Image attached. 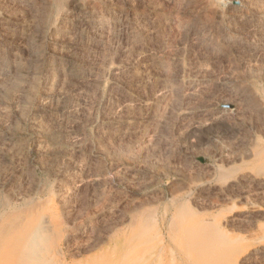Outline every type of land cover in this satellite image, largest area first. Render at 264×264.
I'll return each instance as SVG.
<instances>
[{"label":"rangeland","instance_id":"obj_1","mask_svg":"<svg viewBox=\"0 0 264 264\" xmlns=\"http://www.w3.org/2000/svg\"><path fill=\"white\" fill-rule=\"evenodd\" d=\"M0 1H1L0 2L1 5H5V7L0 5L1 7L0 17L2 18V19L0 18V21L2 20L0 23V42H1L0 59H1L4 58L5 53L9 51V48L11 47L12 43L17 44L14 41L20 42L19 40L22 38L20 35L19 36L8 35L2 27L3 23L8 21L7 23H12L13 29L14 28L17 29L19 27L18 24L19 22L25 21L26 23L27 21V23H29L34 21L36 18L34 16L37 14L38 5L40 3L37 0L36 1L35 0H4L6 4L9 3L6 5L4 4L5 2L3 0ZM243 1L244 2L246 1L245 2L246 6H243L245 4L244 2H242V0H237V2L236 0H232V1L210 0L209 2L208 0H135V2L134 0H130V1L119 0L118 1L119 3H116V0L113 1L110 0L109 3L112 2L114 3L110 5L111 10H108L110 21L108 20L109 24H107V26L108 29L111 30V32H110V38L108 37L107 38L108 40L106 39L107 40V42H105L106 46L104 45L105 43L104 44L101 42L98 43V41H96L95 38L97 37L99 30L93 29L90 30L88 39L81 42L79 48L77 49L78 52L79 51L80 52L84 51V52L78 53L76 51L75 52L76 54L74 55L77 56V58L75 57L77 62L80 63V65H83L82 67L84 68V70H86L84 73V77H86V79L89 80V82L91 81L89 78L91 76H92L91 79L94 77L93 72L95 69L92 67H96L99 65L102 66L103 61L107 58V56L110 53L117 52L116 54L118 56L116 58L119 61V63L117 60L116 62L117 65L120 66L119 69L121 71L119 70L116 76L115 73V74H111V76L110 74H107L106 76L96 75L95 76L96 78L95 77L93 78V80L91 81L92 83L90 82L91 90L89 89V92L86 93V96L92 94L90 96L91 98L89 96L85 97V99L88 98L87 100L84 99L83 101V103L85 102L83 105L86 106L84 107L82 105V109H81L83 115L85 116L82 115L83 117L81 116L80 118L81 120H79L80 123L78 122L75 125L76 127L74 126L72 127V129L69 128L67 132L64 129V127L63 129L65 131H63L62 127L60 126L61 118L58 115L54 114L52 112L53 110L50 112L43 111L42 109H41L42 111L40 110L41 105L37 104L39 100V94H37V91L35 89L36 88L35 83H33V81H28L23 76H22L23 79H19V75L18 76L15 75L16 78L14 76V78H12L11 81L5 80V73L7 72L5 70L9 69V67H11L13 63L11 61L9 62V61L0 60V72H1L0 75H2L0 76V83L1 80L4 81L2 82V84H0V116H1L0 132L2 131L0 133L1 134L0 135V141H1L0 142V205H1L0 226L1 224L3 225L6 220L8 221L11 215L13 216V214H15L16 212L20 214L21 212L28 211L31 208L30 204H33L32 205L33 207L35 203L37 204L44 202L46 203L45 206L46 209H48L47 212L54 216V220L58 226V229H60L61 233L63 234L60 236L59 239L55 241L54 244V249L57 250L58 257L61 263L86 264L88 262L90 263H93V261L96 262L102 258H109L110 256L114 255L115 253L114 249L116 247L118 246L121 247V245L126 244V241L128 239H130L134 234L138 233L141 229L145 228L144 230L148 231L149 236H151V244L152 245L154 244L155 249L159 250L160 248H162L164 244L166 245L171 244L174 247L175 260L173 264H190L188 256L184 255L182 252L180 253L178 246H175L174 243H172V239H171L173 230L181 219L197 220L200 217L201 218L211 217V216L213 217L221 214L227 215L232 211L234 205L235 207H237L235 209H242L251 200L263 205L264 189H262L261 191V189H259L257 186H253L248 183L243 184L238 189L239 195L237 197L232 198L231 200H221L215 192H211V193L208 192V194L210 195L213 194L211 196L214 198H212L210 195L207 194V192L204 193L203 191H201V187L199 184L201 183L202 185L205 183L212 185V184H216L217 182L219 183V181L220 183H223L222 182L223 176H221L222 174L220 171H222L223 173L224 170H225L224 172L226 173V176L224 175V177H227V175H229L227 177L228 180L235 179L236 177L243 175V173L260 174L262 172V175H264V149H262L264 148V138H263L264 125H262L264 124L263 121L264 115H262L263 112L259 110V105H263L260 103V101L264 103V92H263L264 91V44H263L264 14L262 15V13H264L263 11L264 0H243ZM120 2H124V3H120ZM128 2L131 4V6L129 5ZM251 4H253L255 7ZM228 5H230L231 7ZM232 5H234L235 7ZM33 6H35L36 8ZM229 7L232 9H230ZM11 10L12 12H10ZM232 10L233 12H231ZM109 11L112 13H110ZM121 11H124V13ZM6 12L9 13L7 14ZM240 12H242V14H239ZM217 13L219 15L221 14L219 18H216L217 16H214L217 15ZM5 14L7 16H5ZM21 14L22 16L20 17ZM115 14L117 15L115 16ZM252 15L254 16V19ZM23 16L25 17L27 16V17L25 18ZM28 17L29 20L27 19ZM114 17L116 18V20H121V21L123 20L122 21L123 23L119 24V26L117 24L116 26L114 23V19H115ZM245 17L247 18L246 20L244 19ZM231 18L233 19V23ZM213 21L215 22L216 25L213 23ZM140 22L142 23V25ZM199 22L202 24H200ZM206 22L208 25L206 24ZM128 23L130 24L129 26ZM224 24L227 26V28ZM253 24L256 26H254ZM189 25L191 27H189ZM245 25H247L246 29H245ZM130 26H132L131 27L132 30L130 29ZM133 26L134 27L136 26L135 28L137 29H135ZM138 26L139 27L142 26V28H139ZM146 27L149 28L147 29ZM216 28L217 30L218 29L220 30L217 31ZM224 28L226 30H224ZM138 29L140 30L139 32ZM228 29L231 30L227 32ZM242 29H244L245 31ZM118 31L119 33H116ZM151 31L153 34L151 33ZM235 31H239V32L235 33ZM248 31L249 32L251 31V33H249ZM259 31H261V33ZM147 33L149 34V36ZM124 34H126L127 37ZM115 35L118 36V40L112 38ZM218 35L221 39H219ZM213 36L214 38L215 36H217L215 40L214 38H212ZM252 36H254V38H252ZM237 37H239L240 40ZM249 37L251 39H249ZM10 38L12 40L13 39L15 40L11 42L12 40ZM207 38L208 40H206ZM244 39L246 40L244 41ZM148 40L150 41L148 42ZM236 40L239 41L237 42ZM254 40L257 43L253 42ZM137 41L138 42L141 41L142 43L137 44ZM258 41L260 42V44H258L259 43ZM245 42L248 43L245 44ZM3 43L4 46L1 47ZM213 43L215 44L213 45ZM131 44L133 46L136 45L135 48H133ZM84 46H86L87 48L86 51ZM118 47L119 49H117ZM247 49L251 51L249 52ZM118 50L122 55L118 52ZM104 51L105 54L103 53ZM123 52H125V55ZM127 52L128 55L126 54ZM78 58L80 59L82 58V59L80 60ZM84 59L85 61L88 62H85ZM98 59L102 60L99 61V63L101 62L100 64L98 63ZM90 60L93 63H91ZM94 61L98 65L95 64ZM89 64H92V66H90ZM8 65L10 66L8 67ZM180 66L182 68L179 70ZM181 71L183 72V74ZM200 72L202 73L200 74ZM195 73L196 75L198 74L197 77H194ZM175 75L176 76L178 75L177 77L181 76L180 79L177 80V77ZM52 76L53 78L57 77V73L54 72ZM199 76L202 77L199 78ZM101 77L102 80L100 79ZM113 77L116 79H114ZM174 77L176 78L173 79ZM180 80L182 83L179 82ZM201 80L204 82H202ZM24 82L26 86L28 85L27 87L25 86ZM110 84L112 85V87H110L111 86ZM32 85L33 87H31ZM26 88H28V90H26ZM29 88H32V90ZM94 88L96 89L94 90ZM97 89L99 90V93ZM190 93L192 94V96L190 95ZM30 94H32V97ZM34 94L36 97L33 96ZM15 95L19 97L16 96L15 98ZM188 95L190 98L186 97ZM74 96L78 98V96L76 95ZM96 96L99 97L96 98ZM238 96H241V98ZM248 97L251 98L249 99ZM29 98L30 99L33 98V99L30 100ZM238 98L240 99V101L238 100ZM256 99H258L257 102ZM29 101H31V103ZM14 102H16L17 105ZM242 103L245 105H243ZM90 105H92L94 108L92 106L90 107ZM130 106L132 109L130 108ZM23 108H26V111ZM33 108L36 110H32ZM124 109L127 112H125ZM130 109L132 111H130ZM254 109L256 110V112ZM31 111L34 113H32ZM3 112L5 113L6 117H4ZM15 112L17 113V115ZM22 112H24V114ZM219 112L223 114L225 113L224 115L226 118L228 117L232 118V119L228 118L229 120H232L230 124L228 122L229 120L227 119H226L227 121H220V122L211 121V118H213L212 116ZM44 113L47 115H45ZM187 113L189 114L187 115ZM1 114H3L4 118L2 117ZM39 114L42 115V118L40 117L41 115ZM52 114H54L55 116ZM258 114L260 116H258ZM21 116L28 118L23 119L22 117L21 119ZM56 116L59 118H57ZM15 117L18 118V120ZM31 117H33V119H31ZM83 119L85 122L86 121L87 122L84 123ZM7 120H9L10 122H8ZM40 121L43 122L46 121V122H44V124H40L43 123ZM7 122L11 124H8ZM33 124L35 125V127H31ZM87 124L90 125L86 126ZM49 125L52 126L55 125V126L50 127ZM55 127L57 128L55 129ZM123 127H127V128H123ZM262 129L263 131L261 133ZM54 131L57 132L56 137H54L53 140H49L48 139L49 136L52 133H54ZM69 132H71L72 135ZM236 132L238 133L239 136L237 135ZM46 134L48 136H46ZM62 134L67 136V139ZM68 134H70L71 136ZM240 134L242 137L240 136ZM58 136L60 137L58 138ZM75 136L79 138L77 139ZM252 137H254L255 140L252 139ZM245 138H249L248 141L251 140L249 141L250 143L252 141L256 143L254 144L252 142L253 144H250ZM237 139H240V141ZM61 140L62 142H60ZM70 140H71V144L69 145ZM241 141L242 143H244V145L241 143ZM72 142L73 144L74 143L75 144L73 145ZM5 143L12 145H10L9 147V145L7 146V144ZM46 143L49 146H47ZM76 144L81 146L78 147V145ZM251 145L252 147H255V150H251ZM50 146H52L53 149L55 148L56 150L58 149V151L62 152V154L69 152L68 159L70 158V160H68L69 162L67 161L68 164L62 162L61 164L63 166L60 165L61 169L65 171V174L63 176V178L65 177L64 178L65 180L62 179L61 177L62 182L60 181V178L59 180L53 178L54 174H51V173H55L56 168L54 170L53 168H51L52 171L49 170L50 167L48 165V161L46 160L47 159L46 155L49 151L53 150ZM40 147L41 150H39ZM79 148L82 149L79 150ZM77 150H79L80 152L82 151L81 154ZM14 152L17 153V155H15ZM71 152H73L76 155L71 154ZM256 152L257 154L258 152L261 153L257 155ZM44 153L46 155H43ZM247 154L249 155V157ZM255 154L257 155V157L254 158ZM39 157L41 159H39ZM224 158L226 161H223ZM79 159L81 160L79 161ZM227 159L229 160V162H227ZM21 160L22 162H20ZM73 160L75 163L72 162ZM75 165L77 168L74 167ZM64 166H66L67 168ZM79 166L82 170L79 169ZM219 167H221L222 169ZM225 168L228 170H226ZM231 168L233 169L230 172L229 169ZM238 169L239 171L237 172ZM67 170L68 171L74 170L77 172L69 171L68 174ZM234 171H236L237 173H235ZM212 173L213 176L210 177V174L212 175ZM219 173L221 174L220 176L222 178L220 176L218 177ZM24 174L25 176H23ZM47 174L48 175L51 174V176H48ZM9 176L11 179L9 178ZM5 178L7 181L5 180ZM13 178L15 179L17 178V179L14 180ZM22 178H24L25 180L24 179L22 180ZM29 178L31 183L29 182ZM31 178L35 180L33 179L31 180ZM227 179H225V181ZM20 180L24 182L22 183ZM98 180L100 181L97 182ZM32 181H34V183ZM194 181L197 182L194 183ZM67 182L68 183L70 182L69 183L70 185ZM57 183L59 184L57 185ZM64 183L68 184L65 185L67 186L66 188L62 186ZM98 183H100V185ZM11 184H13L14 186ZM26 184H28L29 186ZM42 185L44 188L42 187ZM10 186L13 187L11 188ZM74 186L76 187V189L74 188ZM188 186L191 187L189 188ZM19 187L21 188L28 187V188L21 189ZM28 189H31V191ZM61 189L64 192L61 191ZM27 190L28 192L30 191L31 193L26 192ZM56 190L59 192H57ZM255 192L257 193V195L255 194ZM21 193H23L22 195L27 194L28 197L26 201L16 202V194H21ZM61 193L62 194L66 193V194L61 195ZM1 196H4L6 199H4V197ZM192 196L196 199H194ZM200 197L202 199L204 198L206 199L202 200ZM207 199H210V201ZM258 199L261 201H259ZM198 201L200 202L201 205H199ZM152 207H155L154 209L156 211L154 209H151ZM150 211L151 213L152 212L154 213L152 214L154 221H152ZM192 211L193 214L191 216L190 213ZM174 218L177 219L176 223H175L176 220H174ZM171 221L174 223L175 226H172L173 223ZM61 222H63L64 224ZM169 223L171 225H169ZM64 225H67L68 227ZM171 227L174 228L172 229ZM70 228L72 231L70 230ZM221 228L223 231L228 232L229 234L233 233L234 235L246 236L248 234L247 231H251V228L253 227L245 224L240 227L233 226L232 228H225V226L222 225ZM245 228H247V230ZM249 228L250 230H248ZM231 229H233V231ZM241 229L245 230L246 232H244ZM253 229L255 230V228ZM66 230L68 233L66 232ZM65 233L67 234L65 235ZM65 238L69 240V242L65 240ZM153 238L154 240H152ZM64 242H67L68 244ZM168 252L169 250H164L166 263H169L171 260H173L172 253L171 252L168 253ZM263 259L264 258L262 259L259 258L257 260H254L255 262L258 261L256 263L253 261L247 263L252 264L253 262V264L254 263L264 264ZM259 260H263V261H259Z\"/></svg>","mask_w":264,"mask_h":264},{"label":"bare ground","instance_id":"obj_2","mask_svg":"<svg viewBox=\"0 0 264 264\" xmlns=\"http://www.w3.org/2000/svg\"><path fill=\"white\" fill-rule=\"evenodd\" d=\"M4 1V0H3ZM36 1V0H35ZM34 1V2H35ZM40 4L38 5V10H37V14L34 16L36 17L34 21L32 22H29L25 23L24 22H19V27L17 29H13V25L12 23H3L2 27L3 29L6 31V33L8 35H16V36H21L22 38L20 39H17L19 40L20 42H16L14 41L15 39H11L12 41L11 42H15L17 44H13L11 45V47L9 48V51L7 53H5L4 55V58H1L0 60L2 61H11L13 63V65L11 67H9L10 65H8L9 69L5 70L7 71L5 73V80L6 81H11L12 78H14V76H18L19 75V79H23L26 78L28 81H33V83H35V89L37 91V94H39V100H40V103H39V100L37 102V104H40L38 106H40V110L42 109L43 111H52L54 114L58 115L60 118H61V127L63 129L66 130V132L69 130V128L72 129V127H74L78 122L79 120H81V116L83 115V112H82V105L85 103H83L85 97L87 96H91L92 94L90 95H87L86 96V93L89 92V89H90V82L93 80V78L96 76V75H100V76H106L107 74H115V76L118 74V71L120 70L119 67L117 65V52L116 53H110L107 58L103 61V64L102 66H96V67H92L94 68V77L91 79V77L89 78L91 81L89 82V80L86 79V77H84V73L86 70H84V68L82 67L83 65H80V63L77 62L76 58L77 56H75L74 54H76L75 52L77 51V49L79 48V45L81 42L85 41L86 39H88L89 37V34H90V30H93V29H97L99 30V33L97 35V37L95 38L96 41L101 42V43H105L107 42V38L109 37L110 38V32L111 30L108 29V26L107 24L108 23V20L110 19L109 15H108V10H111V4H113L114 2L112 3H109L110 0H37ZM113 1V0H112ZM119 0H116V3H119L118 2ZM122 1V0H121ZM130 1V0H129ZM210 0H208L209 2ZM230 1V0H228ZM232 1V0H231ZM1 2V1H0ZM5 2V1H4ZM9 2V1H8ZM12 2H15V1H12ZM19 2V1H18ZM27 2V1H25ZM135 2V0H134ZM137 2V1H136ZM139 2V1H138ZM237 2V0H236ZM242 2H244L242 0ZM241 2V3H242ZM246 2V1H245ZM244 2V4H245ZM22 3V2H21ZM120 3H124V2H120ZM129 3V2H128ZM229 3V2H228ZM232 3V2H231ZM230 3V4H231ZM240 3V4H241ZM250 3V2H249ZM261 3V2H260ZM6 4V2L4 3ZM9 4V3H7ZM6 4V5H7ZM11 4V3H10ZM14 4V3H13ZM17 4V3H16ZM30 4V3H28ZM32 4V3H31ZM207 4V3H206ZM234 4V3H233ZM258 4V3H257ZM1 5V4H0ZM12 5V4H11ZM19 5V4H18ZM23 5V4H21ZM119 5V4H118ZM128 5V4H127ZM129 5L131 6V4L129 3ZM215 5V4H214ZM236 5V4H235ZM248 5V3H247ZM253 5V4H251ZM249 5V6H251ZM1 6H4L5 5H1ZM10 6V5H9ZM137 6V5H136ZM230 6V5H228ZM234 6V5H232ZM242 6V5H240ZM243 6H246L243 5ZM254 6V5H253ZM11 7V6H10ZM32 7V5H31ZM35 7V6H33ZM116 7V6H115ZM210 7H211V4H210ZM231 7V6H230ZM229 7V8H230ZM235 7V6H234ZM233 7V8H234ZM255 7V6H254ZM22 8V7H21ZM36 8V7H35ZM120 8V7H119ZM214 8V7H212ZM241 8V7H239ZM261 8V7H260ZM1 9V7H0ZM3 9V7H2ZM122 9V8H121ZM218 9V8H217ZM232 9V8H230ZM238 9V8H236ZM244 9V8H243ZM248 9V8H247ZM21 10V9H20ZM24 10V9H22ZM116 10V9H115ZM135 10V9H134ZM224 10V9H223ZM235 10V9H234ZM256 10V8H255ZM7 11V10H5ZM27 11V10H26ZM119 11V10H118ZM132 11V10H131ZM136 11V10H135ZM213 11V10H212ZM211 11V13H212ZM215 11V10H214ZM237 11V10H236ZM243 11V10H242ZM264 11V10H263ZM12 12V10L10 11ZM14 12V11H13ZM25 12V11H24ZM30 12V11H28ZM32 12V11H31ZM110 12V11H109ZM117 12V11H115ZM114 12V13H115ZM124 13V11H121ZM129 12V11H128ZM229 12V11H228ZM233 12V10L231 11ZM230 12V13H231ZM254 12V11H253ZM257 12V11H255ZM7 13V12H6ZM9 13V12H8ZM7 13V14H8ZM22 13V12H21ZM33 13V12H32ZM31 13V15H32ZM112 13V12H110ZM235 13V12H234ZM261 13V12H260ZM259 13V15H260ZM16 14V12H15ZM25 14V13H24ZM23 14V15H24ZM118 14V13H117ZM115 14V16L117 15ZM131 14V13H130ZM215 14V13H214ZM237 14V12H236ZM239 14H242V12H240ZM254 14H257V13H254ZM264 13H262L263 15ZM3 15V14H2ZM26 15V14H25ZM111 15V14H110ZM124 15V14H123ZM221 15V14H220ZM220 15L217 13V15H214V16H217L216 18H219ZM227 15V14H226ZM5 16H7L5 14ZM12 16V15H11ZM16 16V15H15ZM22 16V14L20 15V17ZM228 16V15H227ZM240 16V15H239ZM243 16V15H242ZM241 16V17H242ZM251 16V15H250ZM17 17V16H16ZM25 17V16H23ZM27 17V16H26ZM25 17V18H26ZM32 17V18H34ZM134 17V15H133ZM212 17V16H211ZM249 17V16H247ZM253 19H254V16L252 15ZM1 18V17H0ZM15 18V17H14ZM115 18V17H114ZM199 18V17H198ZM222 18V17H221ZM226 18V17H225ZM233 18V17H232ZM231 18V19H232ZM257 18V17H256ZM260 18V17H259ZM264 18V17H263ZM2 19V18H1ZM16 19V18H15ZM14 19V20H15ZM21 19V18H20ZM23 19V18H22ZM29 20V17L27 18ZM136 19V18H135ZM197 19V18H196ZM228 19V17H227ZM236 19V18H235ZM234 19V20H235ZM245 20L247 19L246 17L244 18ZM243 19V20H244ZM251 19V18H250ZM4 20V19H3ZM9 20V18H8ZM13 20V21H14ZM137 20V19H136ZM135 20V21H136ZM147 20V19H146ZM213 20V19H212ZM211 20V21H212ZM218 20V19H216ZM225 20V19H224ZM238 20V19H237ZM242 20V21H243ZM257 20V19H256ZM259 20V19H258ZM2 21V20H1ZM0 21V23H1ZM31 21V20H30ZM110 21V20H109ZM123 21V20H122ZM121 20H116V18L114 19V23L115 25L119 26V24L123 23ZM134 21V22H135ZM141 21V20H140ZM143 21V20H142ZM149 21V20H148ZM194 21V19H193ZM196 21V20H195ZM199 21V19H198ZM210 21V22H211ZM220 21V20H219ZM241 21V20H240ZM250 21V20H249ZM4 22V21H3ZM15 22V21H14ZM13 22V23H14ZM125 22V20H124ZM144 22V21H143ZM189 22V21H188ZM222 22V21H221ZM228 22V20H227ZM231 22V20H230ZM245 22V21H244ZM252 22V20H251ZM254 22V21H253ZM257 22V21H256ZM260 22V21H259ZM263 22V21H262ZM138 23V22H137ZM141 23V22H140ZM190 23V22H189ZM198 23V22H197ZM200 23V22H199ZM204 23V21H203ZM212 23V22H211ZM213 23L215 24V22L213 21ZM232 23H233V19H232ZM237 23V22H236ZM235 23V24H236ZM255 23V22H254ZM112 24V23H111ZM127 24V22H126ZM148 24V23H147ZM202 24V23H200ZM199 24V26H200ZM207 24V22H206ZM219 24V23H218ZM227 24V23H225ZM224 24V25H225ZM241 24V22H240ZM251 24V23H249ZM258 24V23H257ZM17 25V24H16ZM114 25V24H113ZM130 24L128 23V26ZM137 25V24H136ZM142 25V23H141ZM146 25V24H145ZM194 25V23H193ZM197 25V24H196ZM208 25V24H207ZM216 25V24H215ZM223 25V26H224ZM238 25V24H237ZM254 25V24H253ZM252 25V26H253ZM260 25V24H259ZM257 25V26H259ZM124 26V25H123ZM210 26V25H209ZM226 26V25H225ZM224 26V27H225ZM242 26V25H241ZM239 26V27H241ZM246 26L245 25V29H246ZM250 26V27H252ZM256 26V25H254ZM132 26H130V29L132 30L131 28ZM134 27V26H133ZM136 27V26H135ZM134 27V28H135ZM139 27V26H138ZM189 27H191L189 25ZM193 27V26H192ZM195 27V26H194ZM198 27V26H197ZM218 27V26H217ZM238 27V26H237ZM139 28H142V26H140ZM147 28V27H146ZM149 28V27H148ZM147 28V29H148ZM204 28V27H203ZM206 28V26H205ZM221 28V26H220ZM227 28V26H226ZM120 29V27H119ZM137 29V28H135ZM145 29V28H144ZM146 29V30H147ZM151 29V28H150ZM190 29V28H189ZM198 29V28H197ZM209 29V28H208ZM223 29V28H222ZM254 29V28H252ZM2 30V29H1ZM114 30V29H113ZM193 30V29H192ZM200 30V29H199ZM213 30V29H212ZM217 30V28H216ZM220 30V29H218ZM217 30V31H218ZM224 30H226L224 28ZM231 30V29H228L227 32ZM244 30V29H242ZM248 30V29H247ZM246 30V31H247ZM251 30V29H249ZM256 30V29H255ZM261 30V29H260ZM120 31V30H119ZM116 32V33H119ZM140 30L138 29V32ZM210 31V30H209ZM216 31V32H217ZM241 31V30H239ZM239 31H235V33L239 32ZM245 31V30H244ZM243 31V33H244ZM4 32V31H3ZM3 32H2V35H3ZM21 32V33H20ZM147 32V31H146ZM208 32V31H207ZM212 32V31H211ZM215 32V30H214ZM223 32V30H222ZM226 32V34H227ZM249 32V31H248ZM258 32V31H257ZM261 33V31H259ZM5 33V32H4ZM20 33V34H19ZM113 33V32H112ZM141 33V32H140ZM139 33V34H140ZM143 33V32H142ZM152 33V31H151ZM186 33V32H185ZM193 33V32H192ZM221 33V32H220ZM219 33V34H220ZM234 33V34H235ZM251 33V31L249 32ZM255 33V32H254ZM94 34V33H93ZM123 34V33H121ZM131 34V33H130ZM129 34V35H130ZM132 34H133V31H132ZM136 34V32H135ZM148 34V33H147ZM153 34V33H152ZM206 34V33H205ZM210 34V33H209ZM217 34V33H216ZM222 34V33H221ZM233 34V35H234ZM246 34V32H245ZM257 34V33H256ZM255 34V35H256ZM118 35V34H117ZM115 35L113 36L112 38L115 39V40H118V36ZM126 36V34H124ZM187 35V34H186ZM190 35V33H189ZM215 35V34H214ZM223 35V34H222ZM232 35V36H233ZM244 35V34H243ZM242 35V36H243ZM251 35V34H250ZM262 35V34H261ZM260 35V37H261ZM92 36V35H91ZM90 36V37H91ZM95 36V35H94ZM93 36V37H94ZM121 36V35H120ZM123 36V35H122ZM133 36V35H132ZM136 36V35H135ZM134 36V37H135ZM149 36V34H148ZM205 36V35H203ZM207 36V35H206ZM209 36V35H208ZM211 36V35H210ZM258 36V35H257ZM264 36V35H263ZM127 37V36H126ZM192 37V36H190ZM196 37V36H195ZM217 36H215L216 38ZM219 37V35H218ZM244 37V36H243ZM248 37V36H247ZM259 37V38H260ZM3 38H4V35H3ZM2 38V39H3ZM7 38V37H6ZM18 38V37H17ZM125 38V37H123ZM141 38V37H140ZM138 38V39H140ZM214 38V36L212 37ZM214 38V40H215ZM231 38V36H230ZM239 40L240 38L237 37ZM252 38H254V36H252ZM91 39V38H90ZM107 39V40H106ZM130 39V38H129ZM134 39V38H133ZM137 39V40H138ZM201 39V38H200ZM219 39H221L219 37ZM226 39V38H225ZM228 39V38H227ZM249 39H251L249 37ZM257 39V37H256ZM255 39V40H256ZM261 39V38H260ZM5 40V39H4ZM7 40V39H6ZM112 40V39H111ZM122 40V39H121ZM120 40V41H121ZM125 40V39H124ZM146 40V39H145ZM208 40V38L206 39ZM238 40V41H239ZM246 39H244L245 41ZM253 40V39H252ZM255 40L253 42H255ZM263 40V38H262ZM2 41V40H1ZM8 41V40H7ZM95 41V40H94ZM93 41V42H94ZM129 41V40H128ZM132 41V40H131ZM150 40H148L149 42ZM209 41H210V38H209ZM219 41V40H218ZM228 41V40H227ZM237 41V40H236ZM237 41V42H238ZM5 42V41H3ZM88 42V41H86ZM90 42V41H89ZM112 42V41H111ZM117 42V41H116ZM124 42V41H123ZM212 42V41H211ZM210 42V43H211ZM216 42H217V39H216ZM230 42V41H229ZM252 42V43H253ZM259 42V41H258ZM1 43V42H0ZM9 43V42H8ZM97 43V44H98ZM115 43V42H114ZM138 43H142L141 41L138 42L137 41V44ZM198 43V42H197ZM201 43V42H200ZM206 43V42H205ZM243 43V42H242ZM248 43V42H245V44ZM257 43V42H255ZM254 43V44H255ZM6 44V43H5ZM86 44V43H85ZM96 44V43H94ZM112 44V43H111ZM136 44V43H135ZM208 44V43H207ZM215 43H213L214 45ZM222 44V43H221ZM240 44V43H239ZM260 44V42L258 43ZM258 44H257V47H258ZM264 44V43H263ZM106 46V43L104 44ZM103 45V46H104ZM123 45V44H122ZM126 45V44H124ZM132 45V44H131ZM130 45V46H131ZM212 45V46H213ZM224 45V44H223ZM232 45V44H231ZM248 45V44H247ZM252 45V44H251ZM4 46V43L1 45V47ZM88 46V44H87ZM99 46V45H98ZM101 46V45H100ZM108 46V45H107ZM119 46V44H118ZM133 46V45H132ZM136 46V45H135ZM135 46H133V48H135ZM138 46V45H137ZM140 46V45H139ZM203 46V45H202ZM250 46V45H249ZM248 46V47H249ZM255 46V45H254ZM83 47V46H81ZM85 47V51H86V46ZM114 47V46H113ZM121 47V46H120ZM125 47V46H124ZM222 47V46H221ZM246 47V46H245ZM252 47V46H251ZM263 47V46H262ZM89 48V46H88ZM94 48V47H93ZM104 48V47H103ZM106 48V47H105ZM132 48V49H133ZM213 48V47H212ZM218 48V46H217ZM256 48V47H254ZM8 49V48H7ZM98 49V47H97ZM96 49V50H97ZM110 49V48H109ZM119 49V47L117 48ZM246 49V48H245ZM250 49V48H249ZM252 49V48H251ZM260 49V48H259ZM4 50V49H3ZM82 50V49H81ZM101 50V49H100ZM104 50V49H103ZM107 50V49H105ZM210 50V49H209ZM216 50V49H215ZM218 50V49H217ZM224 50V49H223ZM248 50V49H247ZM109 51V50H108ZM114 51V49H113ZM117 51V50H116ZM132 51V50H131ZM136 51V50H134ZM249 51V50H248ZM251 51V50H250ZM249 51V52H250ZM78 52V51H77ZM80 52V51H79ZM78 52V53H79ZM82 52V51H81ZM80 52V53H81ZM84 52V51H83ZM82 52V53H83ZM111 52V50H110ZM119 52V50H118ZM254 52V51H252ZM105 54V51L103 52ZM120 53V52H119ZM124 55H125V52H123ZM131 53V52H130ZM136 53V52H135ZM138 53V52H137ZM246 53V52H245ZM88 54V53H87ZM101 54V53H100ZM121 54V53H120ZM128 55V52L126 53ZM2 55V53H1ZM86 55V54H85ZM107 55V54H106ZM104 55V56H106ZM122 55V54H121ZM123 55V56H124ZM131 55V54H130ZM133 55H134V52H133ZM138 55V54H137ZM100 56V55H99ZM102 56V55H101ZM2 57V56H1ZM76 57V58H75ZM79 57V55H78ZM121 57V56H119ZM84 58V57H82ZM81 58V59H82ZM80 59V58H78ZM80 59V60H81ZM88 59V58H87ZM103 59V58H102ZM94 60V59H93ZM179 60V59H178ZM177 60V61H178ZM85 61V59H84ZM91 61V60H90ZM99 61H102L100 59H98V63ZM118 61V60H117ZM85 62H88V61H85ZM97 62V61H96ZM122 62V61H121ZM120 62V63H121ZM179 62V61H178ZM90 63V62H89ZM91 63H93L91 61ZM95 63V61H94ZM101 63V62H100ZM99 63V64H100ZM119 63V61H118ZM4 64V62H3ZM2 64V65H3ZM97 64V63H95ZM6 65V63H5ZM90 66H92V64H89ZM94 65V64H93ZM98 65V64H97ZM4 66V65H3ZM122 66V64H121ZM129 66V65H128ZM156 66V65H155ZM131 67V66H130ZM124 68V67H123ZM127 68V67H126ZM182 67L180 66L179 70L181 69ZM184 68V66H183ZM88 69V68H87ZM122 69V68H121ZM128 70V69H127ZM126 70V71H127ZM178 70V72H179ZM89 71V70H87ZM92 71V70H91ZM121 71V70H120ZM125 71V72H126ZM202 71V70H201ZM204 71V70H203ZM3 72V71H2ZM57 73V77L53 78L52 74L53 73ZM182 72V71H181ZM180 72V74H181ZM1 73V72H0ZM91 73V72H90ZM120 73V72H119ZM202 72H200L201 74ZM253 73V72H252ZM255 73V72H254ZM92 74V75H93ZM123 74V73H122ZM121 74V75H122ZM178 74V73H177ZM183 74V72H182ZM204 74V73H203ZM2 76V75H0ZM15 76V78H16ZM23 76V77H22ZM90 76V75H89ZM88 76V77H89ZM114 76V75H113ZM120 76V75H119ZM176 76V75H175ZM178 76V75H177ZM176 76V77H177ZM191 76V75H190ZM198 74L196 75L195 73V76L194 77H197ZM251 76V75H250ZM253 76V75H252ZM255 76V74H254ZM118 77V76H117ZM176 77H174L173 79H175ZM181 77V76H180ZM180 77H177V80L180 79ZM202 77V76H201ZM199 76V78H201ZM96 78V77H95ZM105 78V77H104ZM114 78V77H113ZM4 79V78H3ZM99 79V78H98ZM102 80V77L100 78ZM116 79V78H114ZM172 79V80H173ZM15 80V79H14ZM26 80V81H27ZM97 80V79H96ZM204 80V79H203ZM115 81V80H114ZM202 81V80H201ZM2 81L1 80V83L2 84ZM13 82V81H12ZM175 82V81H174ZM180 83L181 80L179 81ZM177 82V83H179ZM196 82V81H195ZM198 82V81H197ZM204 82V81H202ZM10 83V82H9ZM17 83V82H16ZM92 83V82H91ZM94 83V82H93ZM96 83V82H95ZM166 83V82H165ZM164 83V84H165ZM168 83V82H167ZM173 83V82H172ZM176 83V82H175ZM194 83V82H193ZM201 83V82H200ZM23 84V83H22ZM25 84V82H24ZM106 84V83H105ZM109 84V83H108ZM112 84V83H111ZM110 84V85H111ZM115 84V83H114ZM117 84V83H116ZM189 84V83H188ZM196 84V83H195ZM246 84V83H245ZM8 85V84H7ZM11 85V84H10ZM14 85V84H13ZM30 85V84H29ZM95 85V84H94ZM102 85V83H101ZM181 85V84H180ZM201 85V84H200ZM6 86V85H5ZM26 86V84H25ZM28 86V85H27ZM26 86V87H27ZM118 86V85H116ZM162 86V85H161ZM196 86V85H195ZM33 87V85L31 86ZM95 87V86H94ZM97 87V86H96ZM99 87V86H98ZM112 87V85L110 86ZM114 87V86H113ZM170 87V86H168ZM247 87V86H246ZM24 88V87H23ZM108 88V87H107ZM167 88V87H166ZM192 88V87H191ZM22 89V88H21ZM32 90V88H29ZM93 89V87H92ZM96 88H94L95 90ZM162 89V88H161ZM164 89H165V86H164ZM163 89V90H164ZM190 89V88H189ZM26 90H28V88H26ZM91 90V89H90ZM98 90V89H97ZM96 90V91H97ZM109 90V89H108ZM162 90V91H163ZM171 90V89H170ZM194 90V89H193ZM252 90V89H251ZM25 91V90H24ZM35 91V90H34ZM161 91V90H160ZM159 91V92H160ZM191 91V90H190ZM195 91V90H194ZM229 91V90H228ZM232 91V90H231ZM244 91V90H243ZM248 91V90H247ZM262 91V90H261ZM21 92V91H20ZM102 92V90H101ZM107 92V91H106ZM112 92V91H111ZM188 92V91H186ZM264 92V91H263ZM23 93V91H22ZM96 93V92H95ZM98 93H99V90H98ZM180 93V92H179ZM229 93V92H228ZM236 93V92H235ZM251 93V92H250ZM17 94V93H16ZM249 94V93H248ZM21 95V94H20ZM31 97H32V94H30ZM74 95L78 96V98H76ZM95 95V94H94ZM97 95V94H96ZM186 95V94H185ZM190 95L192 96V94L190 93ZM194 95V94H193ZM239 95V94H238ZM250 95V94H249ZM13 96V95H12ZM17 95H15V98H16ZM23 96V95H22ZM22 96H21V99H22ZM35 96V94L33 95ZM229 96V95H228ZM231 96V95H230ZM235 96V95H233ZM258 96V95H257ZM19 97V96H17ZM36 97V96H35ZM34 97V98H35ZM99 97V96H98ZM96 96V98H98ZM107 97V96H106ZM186 97H189L186 96ZM194 97V96H193ZM192 97V98H193ZM241 98V96H238ZM14 98V99H15ZM91 98V97H90ZM190 98V97H189ZM249 98V97H248ZM251 98V97H250ZM249 98V99H250ZM12 99V100H14ZM30 99V98H29ZM33 98H31L30 100H32ZM36 99V98H35ZM88 99V98H87ZM85 99V100H87ZM231 99V98H230ZM233 99V98H232ZM236 99V98H234ZM37 100V99H36ZM238 100L240 101V99L238 98ZM248 100V99H247ZM258 99H256V102H257ZM18 101V100H17ZM16 101V102H17ZM23 101V100H22ZM234 101V100H233ZM14 102V103H16ZM20 102V101H19ZM18 102V103H19ZM31 103V101H29ZM36 102V101H34ZM238 102V101H236ZM22 103V102H21ZM33 103V102H32ZM87 103V102H86ZM95 103V102H94ZM259 103V102H258ZM261 104L264 105L263 102L260 101ZM13 104V103H11ZM35 104V103H34ZM90 104V103H89ZM243 104V103H242ZM17 105V103H16ZM53 105V107H52ZM94 105V104H93ZM126 105V104H125ZM245 105V104H243ZM248 105V104H247ZM256 105V104H255ZM263 105H259V110H261L263 112L262 115H264V106ZM15 106V105H14ZM84 107L86 105H83ZM92 105H90L91 107ZM52 107V109H51ZM83 107V108H84ZM89 107V108H90ZM93 107V106H92ZM128 107V106H126ZM125 107V108H126ZM16 108V107H15ZM22 108V107H21ZM32 108V107H31ZM38 108V107H37ZM94 108V107H93ZM131 108V106H130ZM244 108V107H243ZM242 108V109H243ZM12 109V108H11ZM25 109L26 111V108H23ZM87 109V107H86ZM127 109V108H126ZM132 109V108H131ZM130 109V111H132ZM241 109V110H242ZM248 109V108H247ZM21 110V109H20ZM19 110V111H20ZM28 110V109H27ZM32 110H36V109H32ZM41 110V111H42ZM89 110V109H88ZM91 110V109H90ZM93 110V109H92ZM97 110V109H96ZM252 110V108H251ZM255 110V109H254ZM258 110V109H257ZM87 111V110H85ZM125 111V109H124ZM123 111V112H124ZM129 111V110H128ZM129 111V112H130ZM216 111V110H215ZM244 111V110H243ZM2 112V111H1ZM18 112V110H17ZM32 112V111H31ZM40 112V111H39ZM90 112V111H89ZM95 112V111H94ZM127 112V111H125ZM128 112V113H129ZM217 112V111H216ZM256 112V110H255ZM4 113V112H3ZM16 113V112H15ZM24 114V112H22ZM34 113V112H32ZM31 113V114H32ZM46 113V112H45ZM44 113V114H45ZM88 113V112H86ZM191 113V112H190ZM252 113V112H251ZM258 113V112H257ZM19 114V113H18ZM21 114V113H20ZM29 114V115H31ZM36 114V112H35ZM43 114V115H44ZM52 114V115H54ZM85 114V112H84ZM189 113H187L188 115ZM214 114V113H213ZM225 114V113H224ZM223 113H216L214 114L211 118V121H227L229 120L228 118L225 117ZM260 114V112H259ZM258 114V116H260ZM2 117H3V114H1ZM17 115V113H16ZM22 115V114H21ZM26 115V114H25ZM34 115V114H33ZM41 115V114H39ZM47 115V114H45ZM87 115V114H86ZM184 115V114H183ZM182 115V116H183ZM186 115V116H187ZM252 115V114H251ZM51 116V115H49ZM55 116V115H54ZM85 116V115H83ZM82 116V117H83ZM231 116V114H230ZM256 116V115H255ZM1 117V116H0ZM4 117H6L5 113H4ZM3 117V118H4ZM13 117V116H12ZM19 117V116H18ZM23 116H21V119H22ZM42 118V115L40 116ZM57 117V116H56ZM57 117V118H59ZM88 117V116H87ZM11 118V117H10ZM16 118V117H15ZM24 118H28V117H23ZM39 118V117H38ZM56 118V119H57ZM93 118V117H92ZM2 119V118H1ZM7 119V118H6ZM18 120V118H16ZM15 119V120H16ZM31 119H33V117H31ZM45 119V118H43ZM125 119V118H124ZM227 119V120H226ZM232 119V118H231ZM260 119V118H259ZM14 120V119H13ZM12 120V121H13ZM16 120V121H17ZM37 120V119H36ZM48 120V119H47ZM52 120V119H51ZM58 120V119H57ZM8 122H10L9 120H7ZM84 121V119H83ZM89 121H92V120H89ZM95 121V120H94ZM207 121V120H206ZM209 121V120H208ZM232 120H229V124ZM264 121V120H263ZM5 122V121H4ZM7 122V123H8ZM26 122V121H25ZM31 122V121H30ZM29 122V123H30ZM40 122H43V121H40ZM46 122V121H44ZM43 123H40V124H44ZM56 122V121H55ZM87 122V121H86ZM84 121V123H86ZM210 122V121H209ZM14 123V122H12ZM27 123V122H26ZM36 123V122H35ZM80 123V122H79ZM203 123V122H201ZM205 123V121H204ZM4 124V123H3ZM8 124H11V123H8ZM49 124V123H48ZM58 124V123H57ZM82 124V123H81ZM127 124V123H125ZM207 124V123H206ZM235 124V123H233ZM238 124V123H237ZM15 125V124H14ZM23 125V124H22ZM31 125V124H30ZM29 125V126H30ZM47 125V124H46ZM84 125V124H83ZM90 125V124H89ZM88 124L86 126H89ZM131 125V124H130ZM189 125V124H188ZM204 125V124H203ZM264 125V124H262ZM12 126V125H10ZM9 126V127H10ZM18 126V125H17ZM28 126V128H29ZM39 126V125H38ZM50 127L52 125H49ZM55 125H53L52 127H54ZM57 126V125H56ZM82 126V125H81ZM127 126V125H126ZM129 126V125H128ZM3 127V126H2ZM6 127V126H4ZM31 127H35V125L33 124ZM42 127V126H41ZM45 127V126H44ZM43 127V128H44ZM47 127V126H46ZM49 127V129H50ZM58 127V126H57ZM55 127V129L57 128ZM76 127V126H75ZM79 127V125H78ZM121 127V126H120ZM131 127V126H130ZM188 127V126H187ZM15 128V127H14ZM18 128V127H17ZM27 128V129H28ZM123 128H127V127H123ZM241 128V127H239ZM263 128V126H262ZM11 129V128H10ZM13 129V128H12ZM21 129V128H20ZM48 129V128H47ZM63 129V131H65ZM75 129V128H74ZM79 129V128H77ZM82 129V128H81ZM84 129V128H83ZM100 129V128H99ZM233 129V128H232ZM261 129V128H260ZM264 129V128H263ZM263 129L261 130V133L263 131ZM2 130V128H1ZM37 130V129H36ZM39 130V129H38ZM54 130V129H53ZM52 130V131H53ZM128 130V129H127ZM258 130V129H257ZM24 131V130H23ZM28 131V130H27ZM49 131V130H48ZM51 131V130H50ZM57 131V130H56ZM74 131V130H73ZM72 131V132H73ZM80 131V130H79ZM227 131V130H226ZM237 131V130H236ZM239 131V129H238ZM243 131V130H242ZM241 131V132H242ZM2 132V131H1ZM0 132V133H1ZM37 132V131H36ZM41 132V131H39ZM82 132V131H81ZM234 132V131H233ZM264 132V131H263ZM34 133V132H33ZM47 133H50V132H47ZM71 134V132H69ZM84 133V132H83ZM86 133V131H85ZM124 133V132H123ZM237 133V132H236ZM260 133V132H259ZM5 134V133H4ZM8 134V133H7ZM37 134V133H36ZM68 134V135H70ZM98 134V133H97ZM110 134V133H109ZM253 134V133H252ZM251 134V135H252ZM1 135V134H0ZM35 135V134H34ZM39 135V134H38ZM45 135V134H43ZM57 135V132L54 131V133H52L50 136H49V140H53L54 137H56ZM63 135V134H62ZM61 135V136H62ZM72 135V134H71ZM70 135V136H71ZM76 135V134H75ZM229 135V134H228ZM238 135V133H237ZM262 135V134H261ZM264 135V134H263ZM262 135V136H263ZM4 136V135H3ZM46 136H48L46 134ZM65 136V135H63ZM215 136V135H214ZM239 136V135H238ZM241 136V134H240ZM10 137V136H9ZM38 137V136H37ZM60 136H58L59 138ZM66 139H67V136H65ZM76 137V136H75ZM79 137H80V134H79ZM78 137V138H79ZM120 137H123V136H120ZM216 137V136H215ZM242 137V136H241ZM260 137V136H259ZM4 138V137H3ZM6 138V137H5ZM71 138V137H70ZM73 138V137H72ZM77 138V137H76ZM77 138V139H78ZM238 138V137H237ZM240 138V137H239ZM257 138V137H255ZM264 138V137H263ZM74 139V138H73ZM72 139V140H73ZM215 139V138H214ZM241 139V138H240ZM240 139H237L240 141ZM247 141L249 138H245ZM244 139V140H245ZM251 139V137H250ZM252 139H254V137H252ZM2 140V139H1ZM6 140V139H5ZM57 140V139H56ZM60 140V139H59ZM64 140V139H63ZM255 140V139H254ZM8 141V140H7ZM11 141V140H10ZM15 141V140H13ZM74 141V140H73ZM210 141V140H209ZM236 141V139H235ZM243 141V140H242ZM241 141V143H242ZM246 141V143H247ZM251 141V140H249ZM248 141V142H249ZM259 141V140H258ZM263 141V140H262ZM1 142V141H0ZM3 142V141H2ZM22 142V141H21ZM62 142V140L60 141ZM64 142V141H63ZM67 142V140H66ZM75 142V141H74ZM253 142V141H252ZM250 143V144H253V143ZM4 143V142H3ZM52 143V142H51ZM54 143V142H53ZM69 143V142H68ZM77 143V142H76ZM79 143V141H78ZM236 143V142H235ZM240 143V144H241ZM256 143V142H255ZM254 143V144H255ZM7 144V143H5ZM37 144V143H36ZM43 144V143H42ZM41 144V145H42ZM71 144V140H70V143L69 145ZM73 144V142H72ZM75 144V143H74ZM73 144V145H74ZM237 144V143H236ZM239 144V145H240ZM244 145V143H242ZM9 144H7L8 146ZM12 145V144H10ZM9 145V147H10ZM47 145V143H46ZM53 145V144H52ZM78 145V144H76ZM49 146V145H47ZM81 146V145H80ZM78 145V147H80ZM16 147V146H15ZM52 149L53 147L50 146ZM57 147V146H56ZM76 147V146H75ZM17 148V147H16ZM15 148V149H16ZM61 148V147H60ZM247 148V146H246ZM254 148V149H253ZM46 149V148H45ZM49 149V147H48ZM78 149V148H76ZM82 149V148H79V150ZM264 149V148H262ZM38 150V149H37ZM41 150V147L40 149ZM47 150V149H46ZM45 150V151H46ZM51 150V149H50ZM77 150V151H79ZM248 150V149H247ZM251 150H255V147H252L251 145ZM11 151V150H10ZM62 151V150H61ZM66 151V150H65ZM68 151V150H67ZM70 151V150H69ZM76 151V152H77ZM100 151V150H99ZM64 152V150H63ZM80 152V151H79ZM82 152V151H81ZM80 152V154H81ZM255 152V151H253ZM263 152V151H262ZM247 153V152H246ZM261 153V152H260ZM258 152V154H260ZM11 154V153H10ZM15 155H17V153L14 152ZM21 154V153H19ZM68 154L69 152H66L65 154H62V152L58 151V149L56 150L53 149L51 151H49L47 153V155L44 153L43 155H46L47 157V161H48V165L50 167L49 170H51V168H53V170L55 169V173H51V174H54L53 175V178H56L59 180L60 178V181L62 182L61 180V177L62 179L64 174H65V171L63 169H61V166H63L61 163L65 162V164L67 163L68 164V160H70V158L68 159ZM71 154H74L73 152H71ZM83 154V153H82ZM224 154V153H223ZM252 154V153H251ZM257 154V152H256ZM255 154V155H256ZM257 154V155H258ZM39 155V154H38ZM76 155V154H74ZM79 155V153H78ZM227 155V154H226ZM248 155V154H247ZM254 155V158L257 157V155L255 156ZM70 156V155H69ZM260 156V155H259ZM22 157V156H21ZM41 157V156H40ZM39 157V159H41ZM81 157V156H79ZM99 157V156H98ZM230 157V156H229ZM249 157V155H248ZM16 158V156H15ZM20 158V157H19ZM73 158V157H72ZM76 158V157H75ZM221 158V157H220ZM14 159V158H13ZM44 159V158H43ZM42 159V160H43ZM258 159V158H257ZM256 159V160H257ZM17 160V158H16ZM81 159H79L80 161ZM239 160V159H238ZM19 161V160H18ZM46 161V162H47ZM68 161V162H67ZM223 161H226L225 158ZM233 161V160H232ZM22 162V160L20 161ZM44 162V161H43ZM71 162V161H70ZM74 162V160L72 161ZM75 162H76V159H75ZM74 162V163H75ZM227 162H229V160L227 159ZM241 162V161H240ZM256 162V161H255ZM254 162V163H255ZM232 163V162H230ZM229 163V164H230ZM41 164V163H40ZM77 164V163H76ZM226 164V163H225ZM17 165H18V162H17ZM21 165V164H20ZM23 165V164H22ZM25 165V164H24ZM43 165V163H42ZM47 165V166H48ZM61 165V166H60ZM72 165V163H71ZM70 165V166H71ZM79 165V164H78ZM46 166V165H44ZM66 166H69V165H66ZM64 166V167H66ZM20 167V166H19ZM43 167V166H42ZM76 167V165L74 166ZM73 167V169H74ZM231 167V166H230ZM67 168V167H66ZM77 168V167H76ZM221 168V167H219ZM17 169V168H16ZM15 169V170H16ZM41 169V167H40ZM47 169V168H46ZM72 169V168H71ZM79 169L80 166H79ZM222 169V168H221ZM226 169V168H225ZM233 168L229 169V171L231 172ZM263 169V168H262ZM19 170V169H18ZM48 170V169H47ZM76 170V169H75ZM82 170V169H81ZM218 170V168H217ZM228 170V169H226ZM252 170V169H251ZM20 171V170H19ZM18 171V173H19ZM22 171V170H21ZM25 171V170H24ZM52 171V170H51ZM68 171V170H67ZM70 171V170H69ZM69 171H68V174H69ZM71 171H74V170H71ZM70 171V172H71ZM220 171V170H219ZM225 171V170H224ZM223 171H220L221 174L219 173L218 177L221 175L223 176L224 178V181H223V178H222V182L223 183H219L217 182L216 184H202L199 183V180L198 183L200 184V187H201V191H203L204 193L208 192L211 193V192H215L217 194V196L221 199V200H231L232 198L234 197H237L239 194H238V189L245 183H248L250 185H253V186H257L259 189H264V175H262V172L260 174L258 173H246L243 175H240L239 177H236L235 179H231V180H228L227 177L229 175H227V177H224V175L226 176V173ZM239 171V169L237 170V172ZM7 172V171H6ZM28 172V171H27ZM74 172H77V171H74ZM235 173H237L236 171H234ZM233 172V173H234ZM252 172V171H251ZM9 173V172H8ZM16 173V172H15ZM24 173V172H23ZM46 173V172H45ZM12 174V173H11ZM51 174H47L48 176H51ZM67 174V175H68ZM87 174V173H86ZM6 175V174H5ZM66 175V176H67ZM73 175V174H72ZM11 176V175H10ZM9 176V178H10ZM16 176V175H15ZM25 176V174L23 175ZM29 176V175H28ZM32 176V175H31ZM34 176V175H33ZM90 176V175H88ZM95 176V175H94ZM92 176V177H94ZM120 176V175H119ZM213 176V173L212 175L210 174V177ZM231 176V175H230ZM6 177V176H5ZM8 177V176H7ZM13 177V175H12ZM17 177V176H16ZM86 177V176H85ZM127 177V176H126ZM209 177V176H208ZM207 177V178H208ZM217 177V178H218ZM8 178V179H9ZM18 178V177H17ZM16 178V179H17ZM25 178V177H24ZM22 178V180L24 179ZM28 178V177H27ZM84 178V177H83ZM87 178V177H86ZM85 178V179H86ZM128 178V177H127ZM11 179V178H10ZM14 180H16L15 178H13ZM19 179V178H18ZM33 178H31L32 180ZM52 179V177H51ZM80 179V178H79ZM90 179V178H89ZM93 179V178H92ZM200 179V178H199ZM219 179V178H218ZM216 179V180H218ZM225 179H227L225 181ZM6 180V178H5ZM25 180V179H24ZM27 180V179H26ZM35 180V179H33ZM65 180V179H64ZM7 181V180H6ZM10 181V180H9ZM21 181V180H20ZM50 181V179H49ZM54 181V180H53ZM71 181V180H70ZM88 181V180H87ZM92 181V180H91ZM90 181V182H91ZM100 180H98L97 182H99ZM5 182V181H4ZM3 182V183H4ZM22 182V181H21ZM24 182V181H23ZM22 182V183H23ZM26 182V181H25ZM29 182H30V178H29ZM34 183V181H32ZM36 182V181H35ZM65 182V181H64ZM86 182V181H85ZM89 182V181H88ZM197 181H194V183H196ZM215 182V181H214ZM9 183V182H8ZM27 183V182H26ZM31 183V182H30ZM37 183V182H36ZM56 183V182H55ZM68 183V182H67ZM70 183V182H69ZM68 183V184H69ZM92 183V182H91ZM95 183V181H94ZM192 183V182H191ZM211 183V182H210ZM213 183V182H212ZM7 184V182H6ZM40 184V183H39ZM59 183H57L58 185ZM66 183H64L62 186H64V188H66L67 186L65 185H68ZM93 184V183H92ZM100 185V183H98ZM4 185V184H3ZM9 185V184H8ZM13 185V184H11ZM18 185V184H17ZM28 185V184H26ZM52 185V184H51ZM61 185V184H60ZM70 185V184H69ZM94 185V184H93ZM97 185V184H96ZM187 185V184H186ZM247 185V184H246ZM2 186V185H1ZM14 186V185H13ZM12 186V187H13ZM29 186V185H28ZM61 186V187H62ZM77 186V185H76ZM92 186V185H91ZM248 186V185H247ZM9 187V186H8ZM7 187V188H8ZM11 187V186H10ZM11 187V188H12ZM43 187V185H42ZM60 187V188H61ZM93 187V186H92ZM189 187V186H188ZM191 187V186H190ZM189 187V188H190ZM197 187V186H196ZM16 188V187H15ZM21 188V187H19ZM23 188V187H22ZM21 188V189H22ZM28 188V187H26ZM25 187L23 189H26ZM33 188V187H32ZM44 188V187H43ZM54 188V187H53ZM57 188V187H56ZM74 188L76 189V187L74 186ZM194 188V187H193ZM253 188V187H251ZM9 189V188H8ZM14 189V188H13ZM18 189V188H17ZM37 189V188H36ZM68 189V188H67ZM192 189V188H191ZM242 189V188H241ZM31 191V189H28ZM28 190L26 192H28ZM53 190V189H52ZM59 190V189H58ZM66 190V189H65ZM71 190V189H70ZM8 191V190H7ZM6 191V192H7ZM15 191V190H14ZM29 191V192H30ZM41 191V190H40ZM44 191V190H43ZM57 191V190H56ZM60 191V190H59ZM57 191V192H59ZM61 191H63L61 189ZM74 191V189H73ZM260 191V190H258ZM11 192V191H10ZM18 192V191H17ZM16 192V193H17ZM25 192V191H24ZM28 192V193H29ZM64 192V191H63ZM78 192V191H76ZM75 192V193H76ZM192 192V190H191ZM197 192V191H196ZM199 192V190H198ZM8 193V192H7ZM7 193H6V196H7ZM31 193V192H30ZM203 193V194H204ZM10 194V193H9ZM8 194V195H9ZM23 193L21 194H16V202H25L26 199H27V194L26 195H22ZM33 194V193H32ZM43 194V193H42ZM63 194H66V193H63ZM61 193V195H63ZM200 194V193H199ZM253 194V193H252ZM255 194L257 195V193L255 192ZM261 194V193H260ZM4 195V194H3ZM70 195V194H69ZM195 195V194H194ZM210 195V194H208ZM207 195V196H208ZM213 195V194H211ZM210 195V196H211ZM255 195V196H256ZM264 195V194H263ZM5 196V195H4ZM4 196H1V197H4ZM5 196V197H6ZM14 196V195H13ZM59 196V194H58ZM57 196V197H58ZM198 196V195H197ZM205 196V195H204ZM216 196V197H217ZM253 196V195H252ZM4 197V199H6ZM12 197V196H10ZM35 197V196H34ZM39 197V196H38ZM63 197V196H62ZM66 197V196H65ZM71 197V196H70ZM193 197V196H192ZM191 197V198H192ZM199 197V196H198ZM212 197V196H211ZM215 197V198H216ZM15 198V197H13ZM12 198V199H13ZM42 198V197H41ZM64 198V197H63ZM194 198V197H193ZM201 198V197H200ZM199 198V199H200ZM208 198V197H207ZM214 198V197H212ZM211 198V199H212ZM252 198V197H251ZM250 198V199H251ZM259 198V197H258ZM261 198V196H260ZM259 198V199H260ZM11 199V198H10ZM44 199V198H43ZM62 199V198H61ZM196 199V198H194ZM202 199V198H201ZM206 199V198H204ZM202 199V200H204ZM258 199V200H259ZM210 201V199H207ZM205 200V201H207ZM249 200V199H248ZM263 200V199H262ZM58 201V200H57ZM63 201V200H62ZM261 201V200H259ZM11 202V201H10ZM194 202V200H193ZM192 202V203H193ZM197 202V201H195ZM217 202V200H216ZM248 202V201H247ZM199 205L200 202L198 201ZM209 203V202H208ZM261 203V202H260ZM264 203V202H263ZM10 204V203H9ZM195 204V203H194ZM197 204V203H196ZM211 204V203H210ZM219 204V203H218ZM31 205V208H30L28 211L26 212H21L20 214H13V216L11 215V217L8 219V221L6 220L5 223L1 226H0V264H64V263H61L60 260H59V257H58V252L57 250L54 249V244H55V241L57 239L60 238L61 235H63L61 233V230L58 229V226L54 220V216L52 214H49L47 211L48 209H46V203L42 202V203H35V205L32 207L33 204H30ZM221 205V204H220ZM3 206V205H2ZM1 207V205H0ZM196 207V206H195ZM194 207V208H195ZM198 207V206H197ZM201 207V206H200ZM208 207V206H207ZM206 207V208H207ZM212 207V206H211ZM155 207H152L151 209H154ZM203 208V206H202ZM201 208V209H202ZM216 208V207H215ZM237 207H233L232 211L229 213V214H221V215H216V216H211V217H200L199 219L197 220H188V219H181L179 221V223L177 224V226L174 228L173 230V234L171 236V239H172V243H174L175 246H178V249L180 250V253L182 252L184 255H187L188 256V259H189V262L190 264H245L247 262H255L254 260H257L259 258H264V204H259L255 201H250L247 203V205L242 208V209H235ZM1 209V208H0ZM182 209V208H181ZM205 209V208H204ZM211 209V208H210ZM209 209V210H210ZM63 210V209H62ZM155 210V209H154ZM153 210V211H154ZM183 210V209H182ZM190 210V209H189ZM203 210V209H202ZM206 210V209H205ZM229 210V209H227ZM21 211H24V210H21ZM156 211V210H155ZM188 211V210H187ZM201 211V210H200ZM223 211V210H222ZM220 211V212H222ZM225 211V210H224ZM4 212V211H3ZM66 212V211H65ZM144 212V211H143ZM177 213V212H176ZM183 213V212H181ZM10 214V213H9ZM152 214H154L153 212L151 213L150 211V215L152 217V221L153 220V216ZM156 214V213H155ZM191 216L193 214V211L190 213ZM219 214V213H218ZM24 215V216H23ZM136 215V214H135ZM149 215V213H148ZM8 216V215H7ZM176 216V214H175ZM174 216V217H175ZM180 216V215H179ZM190 216V218H191ZM62 217V216H61ZM64 217V216H63ZM135 217V216H133ZM147 217V216H146ZM150 217V218H151ZM149 218V219H150ZM5 219V218H4ZM128 219V218H127ZM132 219V218H131ZM135 219V218H134ZM133 219V221H134ZM194 219V218H193ZM124 220V219H123ZM156 220V219H155ZM173 220V218H172ZM175 223L177 222V219L174 218ZM63 221V219H62ZM65 221V219H64ZM146 221V220H144ZM4 222V221H3ZM172 222V221H171ZM170 222V223H171ZM63 223V222H61ZM67 223V222H65ZM134 223V222H133ZM147 223V222H146ZM152 223V222H151ZM169 223V225H171ZM173 223V222H172ZM64 224V223H63ZM158 224V223H157ZM250 225L251 227L255 228V230L253 228H251V231H247V235L246 236H242V235H234L233 233L229 234L228 232H225L222 230L221 226L224 225L225 228H232L233 226H243V225ZM123 225V224H121ZM64 226H67V225H64ZM120 226V225H119ZM148 226V225H147ZM172 226H175L174 223ZM68 227V226H67ZM121 227V226H120ZM123 227V226H122ZM170 227V226H168ZM167 227V228H168ZM65 228V227H64ZM143 228V226H142ZM172 228V227H171ZM172 228V229H173ZM244 228V227H243ZM120 229V228H119ZM145 229V228H144ZM144 229H141L138 233L134 234L130 239H128L126 241V244H123L121 245V247H116L114 249V255L113 256H110L109 258H102L96 262L93 261V263H86V264H173L174 260H175V252H174V247L169 244V245H166L164 244L162 246V248H160L159 250L158 249H155L154 248V244L152 245L151 244V236H149V232L144 230ZM148 229V228H147ZM156 229V228H154ZM224 229V228H223ZM247 230V228H245ZM71 230V228H70ZM170 230V229H169ZM233 231V229H231ZM238 230V229H237ZM243 230V229H241ZM250 230V228L248 229ZM72 231V230H71ZM151 231V230H150ZM228 231V230H227ZM244 232H246L245 230H243ZM67 232V230H66ZM70 232V231H69ZM163 232V231H162ZM68 233V232H67ZM65 233V235L67 234ZM72 233V232H71ZM70 234V233H69ZM241 234V233H240ZM69 236V235H68ZM70 237V236H69ZM68 237V238H69ZM67 238V237H66ZM65 238V240H67ZM73 238V237H72ZM154 240V238L152 239ZM69 242V240H67ZM63 242V241H62ZM66 244H68L67 242H64ZM65 244V245H66ZM60 245V244H59ZM59 248V247H58ZM63 248V247H61ZM60 248V249H61ZM154 248V249H153ZM65 249V248H64ZM164 250H169V252L172 253V257H173V260H171L169 263H166V260H165V256H164ZM62 251V250H61ZM168 252V253H169ZM177 254V253H176ZM180 255V254H179ZM64 256V255H63ZM177 256V255H176ZM65 257V256H64ZM65 259V258H64ZM264 260V259H263ZM263 260H259V261H263ZM65 261V260H64ZM252 262V264H253ZM258 262V261H256ZM255 262V263H256ZM264 262V261H263ZM68 263V262H67ZM254 263V264H255ZM261 263V262H260ZM69 264V263H68ZM249 264V263H247ZM251 264V263H250Z\"/></svg>","mask_w":264,"mask_h":264}]
</instances>
